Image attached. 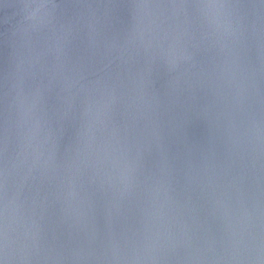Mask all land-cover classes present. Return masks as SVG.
<instances>
[{"label":"water","instance_id":"95a60500","mask_svg":"<svg viewBox=\"0 0 264 264\" xmlns=\"http://www.w3.org/2000/svg\"><path fill=\"white\" fill-rule=\"evenodd\" d=\"M4 264H264V0H0Z\"/></svg>","mask_w":264,"mask_h":264},{"label":"snow or ice","instance_id":"6c2138e0","mask_svg":"<svg viewBox=\"0 0 264 264\" xmlns=\"http://www.w3.org/2000/svg\"><path fill=\"white\" fill-rule=\"evenodd\" d=\"M0 264H4V262H3V260H2V259H0Z\"/></svg>","mask_w":264,"mask_h":264}]
</instances>
